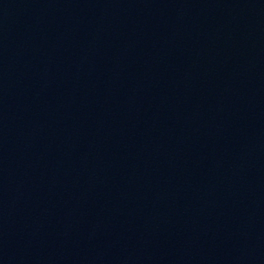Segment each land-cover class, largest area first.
<instances>
[{
    "label": "water",
    "instance_id": "95a60500",
    "mask_svg": "<svg viewBox=\"0 0 264 264\" xmlns=\"http://www.w3.org/2000/svg\"><path fill=\"white\" fill-rule=\"evenodd\" d=\"M0 264H264V0H0Z\"/></svg>",
    "mask_w": 264,
    "mask_h": 264
}]
</instances>
